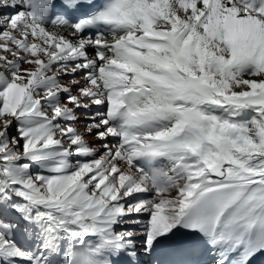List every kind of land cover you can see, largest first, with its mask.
<instances>
[{
	"label": "snow or ice",
	"instance_id": "snow-or-ice-1",
	"mask_svg": "<svg viewBox=\"0 0 264 264\" xmlns=\"http://www.w3.org/2000/svg\"><path fill=\"white\" fill-rule=\"evenodd\" d=\"M0 264H264V0H0Z\"/></svg>",
	"mask_w": 264,
	"mask_h": 264
}]
</instances>
